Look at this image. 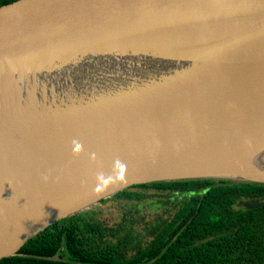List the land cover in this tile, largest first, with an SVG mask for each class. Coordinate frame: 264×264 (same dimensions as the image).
I'll return each mask as SVG.
<instances>
[{"label":"water","instance_id":"1","mask_svg":"<svg viewBox=\"0 0 264 264\" xmlns=\"http://www.w3.org/2000/svg\"><path fill=\"white\" fill-rule=\"evenodd\" d=\"M211 23L224 27L211 30ZM193 26L203 28L186 31ZM263 52L264 0H16L0 6V96L20 92L23 82L30 90L20 109L0 117L11 121L0 137V260L53 223L132 186L264 185L246 169L238 176L186 172L245 149L239 146L254 138L264 140ZM139 55L146 59L132 64ZM123 56L122 64L115 60ZM220 59L232 81L208 97L207 82L179 94L191 77L156 69L158 62ZM93 65L96 80L75 89L77 69ZM168 91L175 96L159 98ZM198 96L204 101L195 105ZM120 119L131 125L109 133L101 127ZM238 207L255 210L264 201Z\"/></svg>","mask_w":264,"mask_h":264},{"label":"trees","instance_id":"2","mask_svg":"<svg viewBox=\"0 0 264 264\" xmlns=\"http://www.w3.org/2000/svg\"><path fill=\"white\" fill-rule=\"evenodd\" d=\"M13 1L16 0H0V6ZM115 196L149 206L152 213L159 212L154 219L165 222L158 223L154 230L145 229L142 235L139 231L147 224L142 225L141 221H148V216L140 211L124 215L122 220L126 223L116 230L121 237L117 241L121 253L113 257L115 264H132V256L122 254L125 244L130 245L127 251L137 250L135 264H264V207H238L241 201L264 196L263 185L227 180L176 181L132 186ZM168 229L175 247L154 252L153 246L139 249L135 245L142 237L163 240L162 234ZM61 235L55 237L44 230L27 241L14 257L1 259L0 264H67L51 260L62 247ZM68 244L66 248L74 259ZM186 244L190 245L189 250ZM101 256L94 255L96 264V258L101 261Z\"/></svg>","mask_w":264,"mask_h":264},{"label":"bare ground","instance_id":"3","mask_svg":"<svg viewBox=\"0 0 264 264\" xmlns=\"http://www.w3.org/2000/svg\"><path fill=\"white\" fill-rule=\"evenodd\" d=\"M206 27H208L211 30L222 31L224 24L211 23V24H207ZM200 28H203V26L188 27L186 28L187 29L186 31H195ZM171 33H177V32H171ZM98 48L101 47H97L95 49ZM248 52L251 53L250 50H248ZM116 53L121 54V51L117 49ZM143 58L146 59L145 56L139 55L135 59H133L131 63L133 64L136 61L141 60ZM260 59L264 60V56L260 57ZM115 60H117L119 63L121 62L122 64V62L126 60V57L123 56L119 59L115 58ZM163 64L164 63L158 62L156 64V69L165 70L162 73L171 72L173 69H179L182 70L181 74L184 75V77L182 78L191 77L192 82L188 86H185L183 90L179 91V94L191 92L196 85L207 82L208 85L204 89V92H205V96L208 97L212 94L211 92L213 89L218 88V85H222L223 87H226L230 85L229 79H231L232 81L231 74L226 72L224 69L225 68L224 59H220L219 61H215V62H210L207 60L205 62H200V63H191L186 66H173L169 64L165 66ZM168 69L169 71H166ZM96 75H97V66L93 65L90 67L87 66L80 67L79 69H77L76 74L74 75L75 89L90 85L94 80H96L95 79ZM239 80L240 78L237 76L236 82ZM65 81H66L65 79L60 80V83H63ZM49 85L50 83H48L47 86ZM17 88L19 89L20 92L17 93L7 92L5 95L0 96V117L2 115L7 114L8 111L14 112V109H20L22 105L30 98L29 83L27 82L20 83L17 85ZM173 94H174L173 92L168 91V95L161 96L159 98L165 99L169 96H175ZM203 101H204V97L198 96L195 100V105H198ZM122 106L123 105H118L117 109L114 112L116 113L119 112V109H121ZM130 109H133V107L126 110H130ZM124 111L121 112V115L123 114ZM122 123H124V120L120 119L119 121L108 122L102 125L101 127L107 129V133H109L118 128L122 129L131 125V124L126 125ZM10 124H11L10 120L0 119V127L4 128L1 132L0 137H2L3 134H5L9 130ZM53 131L62 132L60 130H53ZM239 147H246L251 149L236 148V153L234 152L233 154L231 152L228 153L224 152L215 157L209 158L203 162H197L192 164V167L187 169L186 172L198 173V172L208 171L210 173H217L218 175H225L226 173V174H232L233 176H238L239 170L246 169L248 170L246 171L247 176L252 177L255 175L256 179H264V140L254 138L253 141L249 143H245ZM251 150L257 153L256 156H254V158L252 156L250 157L246 156L249 154L241 155ZM177 173L182 174L181 171H178Z\"/></svg>","mask_w":264,"mask_h":264},{"label":"flooded vegetation","instance_id":"4","mask_svg":"<svg viewBox=\"0 0 264 264\" xmlns=\"http://www.w3.org/2000/svg\"><path fill=\"white\" fill-rule=\"evenodd\" d=\"M256 200L262 202L264 201V196L257 198ZM135 211L144 212V215L146 216L151 215L149 206L135 205L125 199H119L114 195L106 200H102L99 205L93 206L87 211L73 215L76 217L75 219L67 220L66 218L53 223L45 230L54 233L55 237H59L62 233L60 237L62 240V247L59 250V254L56 253L52 258L50 257L51 260L67 264H96L94 261V255L96 254L97 256L102 255L101 261H98V258H96L97 264H115L112 262L113 257L118 256V254L121 253V250L118 251L121 244H117L118 237L120 236L116 233V230L126 223V221L122 220L124 215L126 216L127 213ZM154 214L157 216L159 212L155 211ZM141 223L142 225L147 224L146 226H143L141 231H139L143 235L145 229L154 230L158 223L165 222L158 219H149L148 221H141ZM141 227L142 226H140V228ZM65 232L66 235L64 234ZM171 232L172 231L169 229L166 230L162 234L163 240H159L158 237L154 240L151 237L150 241L149 237H142L141 241L135 245H139V249L153 246L154 252L169 247H175V241L169 240ZM99 233H103V235H99ZM120 234L123 237L124 233L120 232ZM167 240L168 242L166 243ZM66 242L69 243L68 245L70 249L73 250L74 259H72L68 247L66 248ZM185 247L189 250L190 245L186 244ZM127 248L130 249V245L125 244L123 246L122 254L127 256V258L132 256L131 258L133 260L131 263L135 264L136 260H134V257L138 252L137 250L127 251ZM105 249L106 251L103 252ZM110 257L111 261L109 260Z\"/></svg>","mask_w":264,"mask_h":264},{"label":"rangeland","instance_id":"5","mask_svg":"<svg viewBox=\"0 0 264 264\" xmlns=\"http://www.w3.org/2000/svg\"><path fill=\"white\" fill-rule=\"evenodd\" d=\"M106 90H107V86H105V91H106ZM175 198H176V196H175ZM149 210H150V209H149ZM150 212H151V211H150ZM143 213H144V212H143ZM145 214H146V213H145ZM154 215H155V214L151 212V215L148 216V218H149V219H154Z\"/></svg>","mask_w":264,"mask_h":264}]
</instances>
